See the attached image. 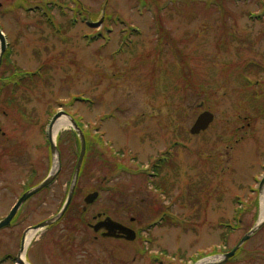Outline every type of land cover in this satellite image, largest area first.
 <instances>
[{"label":"rangeland","instance_id":"rangeland-1","mask_svg":"<svg viewBox=\"0 0 264 264\" xmlns=\"http://www.w3.org/2000/svg\"><path fill=\"white\" fill-rule=\"evenodd\" d=\"M0 4L8 43L1 79L15 70L23 73L19 79L39 67L44 72L24 81L10 104L0 81V220L51 172L48 130L65 111L95 140L88 142L76 200L112 188L118 192L104 193L94 209L109 208L129 222L168 208L166 216L178 224L155 233L170 246V264L223 255L261 221L264 0ZM256 60L259 71L249 65ZM244 75L260 85H249ZM205 110L214 121L192 135ZM55 140L60 175L50 190L33 195L12 226L0 229V264H70L68 253L51 244L53 230H44L41 240L33 236L19 256L25 232L59 210L74 176L79 133L70 124ZM162 156L170 164L159 177L147 176ZM236 256L224 264H264V225Z\"/></svg>","mask_w":264,"mask_h":264},{"label":"flooded vegetation","instance_id":"flooded-vegetation-1","mask_svg":"<svg viewBox=\"0 0 264 264\" xmlns=\"http://www.w3.org/2000/svg\"><path fill=\"white\" fill-rule=\"evenodd\" d=\"M259 67L261 68V64L256 60L253 64V69L259 71ZM259 85L260 82L257 81L256 87ZM263 108L264 106L262 109ZM84 162L81 167V173L83 172ZM160 165L161 163L158 162L156 168L153 170V173L156 176H159L160 168L158 166ZM49 174L41 181L36 182L35 186L43 182ZM59 175L42 191L46 192L50 190L55 185ZM259 188L260 184L257 188L258 192ZM30 189L25 190L21 196ZM70 189L71 184L69 185L66 200L59 210L50 217L40 221V223L57 216L63 210ZM104 191L105 187L97 188L94 191L87 193L82 201L76 200V197H78L80 193L79 186L77 185L71 204L64 215L51 225L37 230L34 236H36L38 240H41L44 230H47L48 232L53 230L54 235H52L53 238L51 244L68 253V262L70 264H170V260H168L170 246L166 243L167 240L165 241L163 239L161 233H155L159 228H165L167 227L166 225L169 226L170 223H173L172 225L178 224L166 216L168 215V211H166L168 208L165 209L163 206L155 207L153 210L159 209L156 214V211L152 214V217L147 218L145 221L138 219L137 217H131L129 222L123 218H115L109 208L105 209L102 207L99 210L94 209V205L98 203L104 193L115 195V193L118 192L112 188L109 191L107 190L108 192ZM254 191L255 190L252 189V192ZM41 192L37 193V195ZM93 193L97 194L96 199L87 202L86 199ZM33 197L34 196L30 197L23 206ZM18 214L13 219V223ZM110 220L121 226H107V224L110 223ZM37 225L29 227L24 236H27L30 229ZM39 234L40 237L38 236ZM58 234L59 236L57 238ZM48 240H51V235H49ZM177 251L181 252L180 248Z\"/></svg>","mask_w":264,"mask_h":264},{"label":"water","instance_id":"water-1","mask_svg":"<svg viewBox=\"0 0 264 264\" xmlns=\"http://www.w3.org/2000/svg\"><path fill=\"white\" fill-rule=\"evenodd\" d=\"M1 6V4H0ZM7 49V41H6V37L0 27V66L2 64L3 61V56L5 54V51ZM62 117H67L72 126L74 127V129L79 133L80 135V140H81V151H80V155H79V159L78 162L76 164V168H75V172H74V176L72 179V183H71V189L70 192L68 194V198L67 201L65 203V206L63 208V210L55 217L40 223L39 225L31 228V230L33 231H37L39 229H42L44 227H47L49 225H51L53 222L59 220L64 213L66 212L67 208L69 207V205L71 204L74 192H75V188L77 186L78 180H79V175H80V171H81V167L86 155V150H87V143H86V138L85 135L83 134V131L81 130V128L78 126L77 122L75 121L74 118L71 117V115H69L67 112L65 111H59L57 112L50 123L49 126V130H48V139L50 142V146H51V153L53 155L54 158V162H53V168L49 174V176L43 181L41 182L38 186L28 190L27 192H25L21 198L15 203V205L12 207L10 213L3 219L0 220V229L9 227L13 221V219L15 218V216L18 214L19 210L21 209V207L23 206V204L30 198L32 197L34 194H36L37 192L41 191L42 189H44L46 186H48L49 184H51L53 182V180L56 179V177L59 175V172L61 170V159H60V151L58 149L57 143H56V135L54 133V126L56 125V123L62 118ZM214 120V114L210 111H204L202 114H200L196 120V122L194 123L193 127L191 128V133L192 134H199L202 131H205L210 124L213 122ZM57 161V162H56ZM264 178L262 180L261 183V189H264ZM264 193V191H263ZM96 198V193L94 194H90L88 196V198L86 199L87 202L88 201H93ZM264 225V219H262L260 222L257 223V225L251 229L241 240L240 242L237 244V246L230 252L224 254L221 258H219L218 261H210L208 259L202 260L200 262H198L197 264H224L225 262L229 261L230 258H232L236 252L238 251V249L246 242L249 240V238L256 233L262 226ZM107 226H121L120 224H117L113 221L110 220V223L107 224ZM24 242L22 244L21 247V251L19 256L21 257V253L24 252ZM19 257V259H20ZM22 263L23 261L20 260ZM24 264V263H23Z\"/></svg>","mask_w":264,"mask_h":264},{"label":"trees","instance_id":"trees-1","mask_svg":"<svg viewBox=\"0 0 264 264\" xmlns=\"http://www.w3.org/2000/svg\"><path fill=\"white\" fill-rule=\"evenodd\" d=\"M218 2H220V0H218ZM221 5V4H220ZM17 6H19V5H17ZM20 8H23V6L21 7V6H19ZM50 9H51V7H50ZM251 67H252V65L251 64H249ZM21 70H15L12 74H11V77L10 76H8V77H10L9 79H6L5 77H7V76H4L3 77V79H1V77H0V81L2 82V81H5V82H3L2 84H1V86H2V90L1 91H4L5 89L8 91V95L10 96V98H8V100H7V104H10V103H13V101H14V99H15V97H16V95H17V89H18V87H20L21 85H22V83L24 82V81H26V80H33L36 76H34V74L33 75H31V76H29V78H27V77H24V78H22V79H19V78H17V76H16V73L17 72H20ZM38 73H39V75L38 76H40V77H43L42 75H43V68L42 67H39V70H38ZM7 77V78H8ZM7 81V82H6ZM245 82L246 83H249L248 81H247V79H245ZM201 90V89H200ZM18 112H20L21 114H23L22 113V110H18ZM93 141H95V140H93V139H89V140H87V142H91V143H93ZM89 143H88V145H89ZM88 157V152H87V156H86V158ZM86 160V159H85ZM85 163V162H84ZM120 164V163H119ZM120 167V165H118V166H116V168L115 169H117V168H119ZM84 169V168H83ZM116 171V170H115ZM83 173V172H82ZM82 175V174H81Z\"/></svg>","mask_w":264,"mask_h":264},{"label":"bare ground","instance_id":"bare-ground-1","mask_svg":"<svg viewBox=\"0 0 264 264\" xmlns=\"http://www.w3.org/2000/svg\"><path fill=\"white\" fill-rule=\"evenodd\" d=\"M71 124L70 120L66 117L61 118L56 125L54 126V133L55 135L58 133V131L60 129H62L63 127H67ZM57 162V161H56ZM264 219V193L262 196V214H261V220ZM35 235V231L30 232L28 239H27V243L26 245L29 243V241L31 240V238ZM25 253V252H24ZM24 253L22 254V257H24ZM209 260H211V258H209Z\"/></svg>","mask_w":264,"mask_h":264}]
</instances>
